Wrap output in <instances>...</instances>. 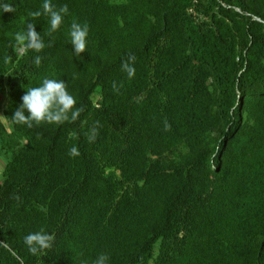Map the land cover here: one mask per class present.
I'll list each match as a JSON object with an SVG mask.
<instances>
[{"label": "trees", "instance_id": "trees-1", "mask_svg": "<svg viewBox=\"0 0 264 264\" xmlns=\"http://www.w3.org/2000/svg\"><path fill=\"white\" fill-rule=\"evenodd\" d=\"M7 2L0 264H264V0H51L68 8L54 32L29 16L43 0ZM25 21L40 52L15 40ZM73 21L89 29L79 55ZM45 77L77 119L14 122ZM41 227L52 246L33 256L23 237Z\"/></svg>", "mask_w": 264, "mask_h": 264}, {"label": "clouds", "instance_id": "clouds-1", "mask_svg": "<svg viewBox=\"0 0 264 264\" xmlns=\"http://www.w3.org/2000/svg\"><path fill=\"white\" fill-rule=\"evenodd\" d=\"M13 13L14 4L7 0H0V14ZM46 15L49 18L50 31H56L63 23V18L68 14L67 5L56 9L51 0H43L42 11L30 12V17H40ZM89 29L86 23L73 21L70 24L68 37L72 46V51L75 55L83 53L87 45ZM15 40L24 49H30L35 52H40L45 43L35 30V23L24 22V27L21 31L15 34ZM135 57L129 55L127 62H122V70L127 73L129 78L135 74L133 62ZM41 62L40 56L34 58V63L39 65ZM113 88H116L115 83ZM76 100L67 90V85L63 79L45 77L38 86L28 87L21 97V102L15 111L12 113L14 122L32 127L35 123L62 124L68 120H76L79 116L80 109L74 108ZM94 139V136L92 137ZM77 147H72L69 150V156H79ZM53 235L47 232L43 227L37 231H32L24 235L23 244L29 254L35 256L44 254L46 250L52 246ZM91 264H109V256L100 253L92 260Z\"/></svg>", "mask_w": 264, "mask_h": 264}, {"label": "rangeland", "instance_id": "rangeland-1", "mask_svg": "<svg viewBox=\"0 0 264 264\" xmlns=\"http://www.w3.org/2000/svg\"><path fill=\"white\" fill-rule=\"evenodd\" d=\"M0 120H2V116H1V105H0ZM1 171H2V162L0 159V177H1Z\"/></svg>", "mask_w": 264, "mask_h": 264}]
</instances>
